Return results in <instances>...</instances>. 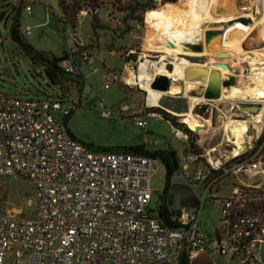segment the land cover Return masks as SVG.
Wrapping results in <instances>:
<instances>
[{"label":"built area","instance_id":"2783aa9c","mask_svg":"<svg viewBox=\"0 0 264 264\" xmlns=\"http://www.w3.org/2000/svg\"><path fill=\"white\" fill-rule=\"evenodd\" d=\"M61 3L67 8L61 21L73 24L74 42L63 69L78 73L75 56L91 62L96 52L81 38L78 24L99 8L95 0ZM25 34H30L29 27ZM106 76L105 89L123 80L119 71L107 70ZM234 98L211 101H219L215 110L227 116L245 102ZM80 101L72 95L67 101L24 98L0 89V176H21L35 187L31 216L0 213V264H102L106 259L115 264H172L183 250L191 260L207 247L223 256L224 264H262L264 114L246 113L241 145L225 130L224 140L205 151L204 168L181 173L186 181L203 185L204 194L197 209L176 211L170 216L173 224H168L150 214L152 157L99 151L68 130L59 116L66 120ZM98 105L104 118L147 126L143 116L127 114L128 104L114 110L99 99ZM223 105H228L225 111ZM146 108L148 116L170 123L175 137L191 139L199 133L180 128L155 105ZM225 178H231L233 188L227 196H215L220 210L211 238L199 227L200 214L206 196Z\"/></svg>","mask_w":264,"mask_h":264},{"label":"crops","instance_id":"0c3cea01","mask_svg":"<svg viewBox=\"0 0 264 264\" xmlns=\"http://www.w3.org/2000/svg\"><path fill=\"white\" fill-rule=\"evenodd\" d=\"M59 4L60 0H0V21L4 20L6 22L9 26L10 34L12 27L17 25L20 37L31 44L36 51L43 53L44 56L48 58H64L66 57L67 51L74 44L72 39L73 24L69 20L66 22L61 21V16L64 14V11L61 7L62 13L60 12ZM27 6L31 8L29 11L26 9ZM22 25H25L24 29H22ZM26 27L30 28L29 35L25 34ZM78 30L86 45L94 48L96 52L93 54L91 62H84L79 56H75V61L83 80L78 87V95L75 94L72 96H78L77 98L81 99L83 95L87 94L88 99L86 101L91 100V98L94 100L104 99L106 104L114 110H118L123 104H128L130 107L127 112L128 114H138L147 120V126L142 129L137 127L134 121H132L131 124L135 125L138 131H135L126 140L117 142L116 147L143 145L149 151L170 149L175 153L178 161V168L174 174L179 175L181 178H183L181 175L182 171H193L204 168L205 161L203 155L205 151L211 146L223 141L225 138L224 132L222 136H218L216 133L214 136L212 134L213 137H208L206 141L199 138L193 145L192 139L175 137L173 127L166 120L154 119L146 114V106L149 103L144 99L141 100L137 95L140 91L130 94V92H127L126 87H122V80L113 83L108 89L104 88V84L107 81V70L121 72L123 80L127 81L126 78L129 75V69L144 59V54H147L145 51L148 50L143 45V40L148 31L144 12L131 9L99 8L97 13L89 14L81 18L78 24ZM12 41L20 46L13 39ZM156 42V37L149 39L148 47L151 51H154V48H156ZM66 62V60L60 62V65L63 67ZM94 68L95 70H93ZM238 68L236 67L237 74H234L237 76V84L243 85V82L251 76H248L245 72L254 74L252 70L254 68L252 65L247 67L242 66V68L246 69L244 72H239L240 69ZM181 84H184V82H181ZM217 102L220 103L219 101ZM202 104H208V108L210 110L213 109L214 112V107L216 106L215 101H209L203 98L195 104L194 108L200 107ZM155 106L158 110L164 113L167 112L175 118L193 109L190 106V100L184 94L164 95ZM212 114H209L211 128ZM162 121L167 126L166 131L158 129ZM210 127H208V132L211 130ZM154 131H156V135ZM202 133L206 134V132ZM73 135L75 136V134ZM80 141L89 145L91 144L85 140ZM94 145L97 146L96 149L99 151H117L101 149L102 147L107 148L103 143H95ZM110 146L116 148L113 145ZM197 148H200V150L197 151ZM156 161L162 164L166 177V169L162 161L160 159H154V166ZM173 175L169 180L170 189L174 187V180L181 181L182 183L185 182ZM186 186V191L183 188L181 189L183 191L182 193L185 192L187 196L186 206L190 210H195L199 207L200 198L204 194L203 185L189 182V185ZM232 188L231 178H225L222 184L209 193L203 202L199 227L208 237L212 238L215 235L214 224L220 210V205L215 196H227L232 191ZM159 208V205L155 208L151 204L152 210L150 214L162 218L159 213ZM174 212L176 211L174 210ZM180 255L173 264H179ZM262 258V264H264V245L262 248ZM188 261L189 264H224L225 258L207 247L197 251L195 257L191 260L188 259ZM228 264H235V262L232 261Z\"/></svg>","mask_w":264,"mask_h":264},{"label":"rangeland","instance_id":"374dc122","mask_svg":"<svg viewBox=\"0 0 264 264\" xmlns=\"http://www.w3.org/2000/svg\"><path fill=\"white\" fill-rule=\"evenodd\" d=\"M133 1L135 0H95V6L97 8L108 7L116 9H128L134 5ZM180 1L181 0H178L176 3L164 5L167 2L163 3L162 0H153V4L155 6L154 9L151 8L152 10H149L144 6H140L138 9V11L144 12L145 21L148 27L146 37L143 40L144 48L148 50L145 51L147 53V57L155 62L158 61L159 65L164 64L165 67L170 71H172L174 68V62L173 56L169 55V53H173L174 51L178 50L177 48L181 46L182 43L186 41L191 42V39H186L187 37L185 33V22H180L181 24H179L180 16L185 13V10L178 5V2ZM225 1L228 7H231L233 9L235 8L234 14L237 16V18H240V15L242 14H247L248 17L245 18L248 19V22H253L254 19H260L262 17L263 12L262 7H260V4L258 2L259 0H223L221 2L224 3ZM58 7L60 12L62 13L60 4L58 5ZM79 8L80 7L78 6V3H75L73 10L77 11ZM222 11L223 8L217 7L214 11L215 17L221 14ZM223 23L224 22H214L213 25H211L212 29L222 26ZM24 26L25 25H22V29L25 28ZM8 28L9 26L4 20L0 21V36L3 40V42L0 43L1 90L8 92L11 95H20L24 98H44L47 96H51L54 98H61L63 101H67L70 95H78L79 90L77 85L67 86L63 83H60L59 85L53 84L47 78L41 62L33 60L20 46L12 41L11 34ZM151 37H156L157 39L156 44L158 46L156 45L154 51H151L148 47L149 39H151ZM170 42H172L174 46H172ZM241 48L244 53L237 54L234 50H230L233 52V54H231L232 52H230L229 50L223 51L229 53V57L219 58L217 55L215 58H213V60H215L213 62L228 64L231 70L229 74H237L236 67L241 68L242 66L247 67L249 65H252L253 68L255 67L254 69H252L254 71V74L245 72V74L251 76L248 77V80L244 81L243 84L248 83L254 85V80H256V76L258 75V69L260 67H264V34L262 35L261 31H259V28L255 27L248 35L246 42L241 46ZM191 61L204 63L201 58L192 59ZM207 61L208 58L205 62ZM138 65L139 63L133 65L129 69V72L133 71L137 73ZM180 82L184 81L180 80ZM121 85L122 87H126L127 92H130V94L140 91V93L137 95L141 98V100H146L147 91L139 84H130L127 81L122 80ZM181 87L183 88V90L181 89L179 91H171L169 95L184 94L189 99L188 94H191V92H185V83L181 84ZM225 95V98L228 99V95H230V92L225 91ZM234 99L245 101L242 103L259 104L261 109V102H259L258 99H252L251 96L240 95L235 97ZM98 100L99 99L94 100L91 98V100L89 99L88 101H86L81 98V102L77 104L76 108L71 112L66 120L59 116L63 121L66 122V127L73 134H75L78 139L85 140L91 144L103 143L105 146H107V148L112 147L110 145L116 147L118 144L117 142L126 140L128 137H131L135 133V131H138V128H136V126L131 123H124L120 120L104 118L101 115V108L98 105ZM217 104L218 102H216V105ZM194 107L190 112V116L193 119H209V124L205 127L207 132L206 134L202 132V134H191L193 145L194 142H197V140H199V138H201L203 141H206L208 137L212 136V134L214 136L215 133L218 136H222L223 132L225 133L224 124L230 120L245 119L248 121V118L246 116L247 112H245L239 106H236L233 112L228 113L227 116L220 114L214 108L211 128V121L209 118L210 109L208 108V104H202L197 108ZM262 107H264V104ZM227 108L228 105L222 106V109L224 111ZM194 110L197 114L194 113ZM185 114L176 117L177 126L183 129L186 128V130H190L188 124L186 123V117H183L185 116ZM208 127L211 128L209 132ZM158 129L163 131L167 130V126L164 121L160 122V127ZM154 132V134L156 135V131ZM226 132L229 131L226 130ZM199 150L200 148H197V151ZM153 175L154 176H152L151 181V186L153 188V198L151 204L155 208H157L158 205L161 206L162 202L164 201L167 210L170 212L174 210H181L183 208L190 210L188 206H186V193H182L183 191L181 190L183 188V190L186 191V185H189V182H187L184 178H181L179 175L174 174L173 176L179 177V179L185 181V185L181 181L174 180L173 189H170L169 186L166 195L164 196V194L162 193V189L166 177L162 164L157 163V161L155 162ZM34 194L35 187L28 179L21 176H0V213H13L23 216H31L34 212V206L30 204V199L31 197H34ZM183 251H181V253ZM177 259L178 257L174 261H176ZM102 264H115V262L112 259H106Z\"/></svg>","mask_w":264,"mask_h":264},{"label":"bare ground","instance_id":"6f19581e","mask_svg":"<svg viewBox=\"0 0 264 264\" xmlns=\"http://www.w3.org/2000/svg\"><path fill=\"white\" fill-rule=\"evenodd\" d=\"M221 1L223 0H181L178 2L179 7L185 10V13L180 16L179 24H181L180 22H185L186 24V39H191V42L201 41L204 44V50L202 52H192L185 50L183 45L179 46L177 48L178 50L174 51L173 53H169V55L173 56L174 68L172 71L168 70L164 64L159 65L158 61L155 62L149 59L146 54H144V59L139 62L138 72H129V75L126 78L127 81L132 84H139L142 88H145L147 91L146 101L150 105H157L159 99L163 95L169 94L171 91H179L181 89L183 90L180 82V80H183L185 83V92H191V94H188V97L191 103L190 106L193 108L196 103L203 99V97L194 95L192 92L197 91L200 85H204L206 79H185L187 69L189 67L205 68L207 72L206 77L217 74L219 80L222 81L224 76L229 74L231 70L229 68H223L221 66V62H213L215 61L213 58H215L219 53L228 50H234L237 54L244 53L241 46L246 42L248 35L255 27L259 28V31H261L262 35L264 34V0L258 1L260 7H262V17L260 19H254L253 22L247 23L238 20L239 18H237V16L234 14L235 8L233 9L228 7L226 5V1L224 3ZM217 7L223 8V11L221 14L215 17L214 11ZM240 16V18L248 17L247 14H242ZM214 22L224 23L222 26L212 29L211 25H213ZM208 29H211L213 33L209 39L208 46H205V31ZM231 54H233V52ZM186 55L197 56L199 59L201 58L204 63L193 62L187 58ZM207 58L208 61L205 62ZM258 70V75L256 76V80H254V85L246 83L243 85L235 84L224 90L221 88V97L225 98V91H229V98L240 95L251 96L252 99H258L259 102H263L264 104V67H260ZM155 75H166L171 78L172 83L170 85L169 91L163 92L155 90L151 87V80ZM190 112L191 110L187 112L185 116H183L186 117V123L188 126L193 130L206 132L205 127L209 124L208 120H204L203 118L193 119L190 116ZM263 114L264 107H261L258 115ZM224 129L229 131L228 133H230L232 138L234 137V139H236L235 143L237 145H241L243 133L247 129V122L246 120H230L224 124Z\"/></svg>","mask_w":264,"mask_h":264},{"label":"trees","instance_id":"16d2710c","mask_svg":"<svg viewBox=\"0 0 264 264\" xmlns=\"http://www.w3.org/2000/svg\"><path fill=\"white\" fill-rule=\"evenodd\" d=\"M176 0H162L163 3H165L164 5H168V4H172V3H176ZM152 2V3H151ZM134 5L131 6L128 9L137 11L139 9L140 6H144L146 9L152 10L151 8L154 9V4H153V0H135L133 1ZM60 5L64 11V13L66 12L67 8L61 3L60 0ZM147 12V11H146ZM11 38L16 41L21 48L35 61H40L41 64L44 67L45 70V74L47 76V78L53 83V84H57L59 85L60 83H63L64 85H73L76 84L78 87L80 86L81 82H82V76L80 74V72L78 73H69L66 72L63 67L60 65V62L66 60V57L64 58H56V57H52V58H48L46 56L43 55V53L36 51L34 49V47L27 43L26 41H24L19 33H18V27L17 25H14L12 27L11 30ZM194 113L197 114L194 110ZM166 116L171 118L172 121L175 122V124H177L176 122V118L171 116L170 114H168L167 112H165ZM171 116V117H170ZM69 130V129H68ZM70 131V130H69ZM71 132V131H70ZM92 147L97 148L94 144H90ZM101 149H107V150H121V151H131V152H135V153H139V154H144L147 156L152 157L153 159H160L163 163V165L165 166L166 169V183L163 189V194L164 196L166 195L167 189L169 188V180L171 178V176L174 174V172L177 170L178 168V161H177V157L175 155V153L170 150H146L145 147L143 145H132V146H123V147H116V148H112V147H102ZM159 213L160 216L163 218V220L165 222H167L168 224H173L170 221V216H172L175 212L172 211H168L166 208V205L163 203L160 208H159ZM179 264H189L188 258H187V253L186 251H183L180 255L179 258Z\"/></svg>","mask_w":264,"mask_h":264},{"label":"water","instance_id":"95a60500","mask_svg":"<svg viewBox=\"0 0 264 264\" xmlns=\"http://www.w3.org/2000/svg\"><path fill=\"white\" fill-rule=\"evenodd\" d=\"M239 20L247 23V18H239ZM213 31L211 29H208L205 31V46H208L209 39L212 36ZM172 46H174L173 43L170 42ZM183 48L185 50H189L192 52H202L204 50V44L201 41L196 42H189L186 41L182 43ZM187 58L190 60L198 58L197 56H190L186 55ZM219 58H228L229 53L227 52H221L218 54ZM221 66L223 68H229V65L226 63H222ZM230 69V68H229ZM206 69L200 68V67H189L186 71L185 79L187 80H193L196 78H205L206 82L205 85H200L199 89L197 91H193L192 93L194 95L202 96L205 100H218L221 98L222 94V87H230L232 85H235L237 83V76L234 74H226L224 76L223 81L219 80L217 74L210 75L209 77H206ZM204 79V80H205ZM172 81L171 79L166 75H155L151 81V87L155 90L167 92L170 88ZM239 107L243 109L244 111L250 113V114H257L260 111L259 104H247V103H240Z\"/></svg>","mask_w":264,"mask_h":264}]
</instances>
